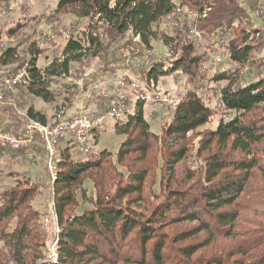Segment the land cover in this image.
I'll list each match as a JSON object with an SVG mask.
<instances>
[{"label":"trees","instance_id":"obj_1","mask_svg":"<svg viewBox=\"0 0 264 264\" xmlns=\"http://www.w3.org/2000/svg\"><path fill=\"white\" fill-rule=\"evenodd\" d=\"M179 7L194 11L196 31L226 59L212 77L202 66L206 55L198 52L197 38L180 36L168 23ZM61 15L76 18L68 41L59 32L56 41L40 31V39L30 38L24 48L1 47L2 36L13 38L25 26L0 28V69L27 66L31 74L28 86L0 102V126L20 134L31 121L49 123L25 98L55 104L57 113L75 111L81 85L53 86L90 58L108 64L104 75L125 73L116 90L95 95L94 116L108 113L109 99L130 96L134 81L140 95L133 110L115 119L114 131L123 138L116 154L95 150L104 127L92 131L87 155L72 142L60 146L51 187L59 226L56 261L46 260L47 234L34 206L47 185L30 172L7 173L13 183L0 192V264H264V0H57L53 17ZM157 39L169 52L155 59ZM47 42L60 54L41 69ZM171 77L182 79L177 82L185 92L178 103L165 104L170 120L160 133L148 120L146 95L162 97L158 84ZM220 111L230 119L219 118ZM37 139L25 149L0 147V158L8 168L24 159L40 164L45 146ZM179 225L188 227L173 232Z\"/></svg>","mask_w":264,"mask_h":264},{"label":"rangeland","instance_id":"obj_2","mask_svg":"<svg viewBox=\"0 0 264 264\" xmlns=\"http://www.w3.org/2000/svg\"><path fill=\"white\" fill-rule=\"evenodd\" d=\"M56 3L57 0H0V28H4V30L6 31L12 26H14L17 22H21L25 26L24 28H22V30L17 36L11 38L4 35L2 36L3 40H9L7 43L8 45H16L18 43L25 44L27 40L30 42V38L40 39L41 36H39V32L41 31L44 33L47 32L48 36L58 41L60 36L57 35V33H62L63 31L69 30V28L71 27L74 29V26L76 27L77 22L76 18L70 15H61L58 17H53V11L56 7ZM177 9L178 11L176 13V16L168 20L169 25L171 26V28H175L173 29V31L175 33H178L180 36H182L183 34H193L194 37L197 38L199 46L198 52L204 53L206 55V59L204 60L202 66H209L207 72L209 77H212V75H214L216 72L227 66L226 59L222 58V61L218 63L216 59L217 56H221V54L214 52L212 44L210 45V42L202 38V36L196 31V25L192 22V20L196 18L194 11L189 10L188 8L181 7ZM254 22L257 26H259L262 24L263 21L262 19L257 18V16H254ZM218 39L219 37L215 38V40ZM42 40L44 41V39ZM25 46L26 44L23 45L22 48H24ZM43 48V55L41 56L38 65L41 69H44L49 64H51L56 57H59L60 54V49L58 51L55 50L57 48V45L52 46L50 42L43 44ZM112 48L115 49L116 45H114ZM153 48V54L155 55V59L168 55V48L165 47L162 42L158 39L153 42ZM125 53L126 52L121 53L120 51V54L126 55ZM111 57L112 55H109V58ZM130 62L133 63V61H127L128 64ZM107 66L108 64H105L101 59H86L82 63L74 65L75 70L72 72L71 77L66 79L60 78L59 81L55 82L57 86L54 84V90H56L57 88H59L57 90H61V88L65 85H71L72 83L74 85L77 84L78 86L81 85V89L79 90V92L76 89V91L78 92V96L75 99V111H67L68 117L70 115L75 114L94 116V114L97 112V102L95 95L100 94L101 92H105L106 90H111V88L114 91L118 88V86H121L122 79L125 73L122 72V74L120 71L114 75H104L105 72L103 71V68ZM96 70L98 72V78H100L99 80H96L94 75ZM256 71L260 70H255L251 74H247L248 80L254 78ZM133 72V70L127 72L130 78L133 75ZM87 76H92L91 78L93 82L91 84H88L89 86L87 89L83 90V82L86 80ZM179 79L181 78H166L158 84L159 86L157 91L159 92V94L161 93L160 96L162 97L156 96L154 98L150 95L151 93L146 95L148 105H146L145 110L147 112L148 120H154L152 128L156 132L161 133L162 126L170 120V117L168 115L170 113V109L165 110L166 107H168L169 105L173 106L174 104L178 103L183 97L182 94H184L185 88H183L181 81L177 82L179 81ZM139 86L141 85L139 84ZM210 86L212 88H215L216 90H219L221 85L220 83L211 82ZM130 87L131 90H128L132 91L130 96L128 92H123L124 95H120V97H125V101L123 102L125 106L124 114L126 110H133L136 98H138V95H140L133 90V82L131 83ZM62 90L66 91L65 88ZM72 92L74 91L72 90ZM164 95L167 96V101L163 102V105L158 104V102L164 100ZM127 96L129 100L128 98H126ZM210 98L213 99L211 105L217 104L216 97ZM151 102L154 103L152 104ZM27 103L28 106L32 105L36 110L47 114L50 118L49 123H53L56 118H54V116H57L61 113H57V110L54 109V107H56L55 104L47 105L40 99H34L30 97V99L26 100L25 98V105ZM165 104H167L168 106ZM24 108V106L21 107L19 113L22 114L24 112ZM217 114L219 118H225L224 121L230 119L228 118L230 117V114H228L227 112L220 111ZM103 124L104 128L106 129L103 136H101L100 143L95 147V150L98 151L106 148L109 149L113 154H116L123 138L121 136L116 135L114 131L115 118L106 116L104 118ZM35 140L37 141L38 139L36 138ZM46 157L47 154L44 148V152L40 157L42 163L40 162V164L38 163L37 165H34L33 162L24 159V163H14L12 166H10L11 168H8L7 166L9 165V161L7 159L5 160V158H0V192L3 191L5 187L11 186L13 183V178L7 175V173L11 170L24 173L30 172L31 174L39 175L36 180H40V177L43 178L42 181L40 180V183L44 185L46 184L47 187L42 191L41 195L35 198L34 206L36 208L35 210L40 213L39 223L42 226V230L45 231L47 234V248L45 250L47 255L46 260L49 261L55 259V256H57V247H54V245L58 237L59 226L53 205V195L51 188L53 183L51 174L48 169ZM195 160L196 157L192 161ZM44 169L46 170L47 175L45 174ZM247 214H249V211ZM187 227V225L175 226L172 228V231L179 232L186 229Z\"/></svg>","mask_w":264,"mask_h":264},{"label":"built area","instance_id":"obj_3","mask_svg":"<svg viewBox=\"0 0 264 264\" xmlns=\"http://www.w3.org/2000/svg\"><path fill=\"white\" fill-rule=\"evenodd\" d=\"M61 36L66 40L71 39V31L66 30L61 33ZM9 40H2L1 47H5ZM125 49H121L124 53ZM222 61L219 55L216 59ZM205 66V65H204ZM31 82V74L27 66H23L16 70L7 71L4 68L0 69V102H3L8 93L18 94L20 89L26 87ZM137 82H133V87L137 88ZM138 99V98H137ZM125 97L111 98L108 100L109 111L103 116H87V115H70L61 112L56 116L53 123L42 124L40 122L31 121L27 123L22 132L14 133L4 130L0 126V147L4 149H25L31 146L36 138H40L45 146L46 160L49 172L51 174L52 183H55L58 175V163L60 162V146L67 142H72L75 149L80 155H87L91 152L92 131L94 129H102L103 121L106 116L111 118H121L124 116ZM167 101V96H164L163 102ZM163 102L159 103L163 105ZM224 106L222 105V109ZM72 114V113H71ZM225 118H223L224 120ZM54 205V202H53ZM59 231V230H58ZM58 246V239L55 241L54 247ZM56 253V252H55ZM58 255L55 256L56 261Z\"/></svg>","mask_w":264,"mask_h":264}]
</instances>
